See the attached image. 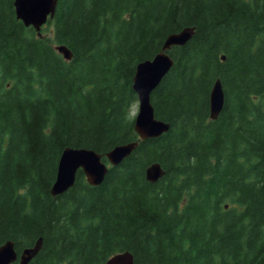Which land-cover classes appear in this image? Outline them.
Instances as JSON below:
<instances>
[{"label":"trees","instance_id":"16d2710c","mask_svg":"<svg viewBox=\"0 0 264 264\" xmlns=\"http://www.w3.org/2000/svg\"><path fill=\"white\" fill-rule=\"evenodd\" d=\"M13 1L0 0V245L19 253L41 236L29 264L124 251L134 264H264V0H58L40 34ZM185 27L192 37L168 50L173 66L151 93L169 129L141 140L136 65ZM217 78L225 101L211 120ZM134 140L100 185L78 170L50 194L65 147ZM153 162L164 170L154 183Z\"/></svg>","mask_w":264,"mask_h":264},{"label":"water","instance_id":"95a60500","mask_svg":"<svg viewBox=\"0 0 264 264\" xmlns=\"http://www.w3.org/2000/svg\"><path fill=\"white\" fill-rule=\"evenodd\" d=\"M58 0H14L15 16L26 27L31 26L38 34L41 27L49 19H53ZM193 27H185L177 32L168 34L160 51L151 59H146L136 65L132 79V89L137 95V111L134 116V130L139 139L158 137L169 129V123L155 117L151 103V93L159 86L163 78L173 66L174 60L168 53L172 46L185 44L193 35ZM65 60L72 58L71 50L63 44L55 46ZM225 59V55H221ZM225 94L222 83L217 78L209 94V119L218 118L223 109ZM138 140L118 144L105 153L84 147H65L58 159L55 179L50 187V194L57 196L70 189L76 180L78 170H81L87 183L92 186L100 185L109 166L122 162L137 147ZM103 157L106 161L102 160ZM164 175V170L157 162L149 164L145 169V178L156 182ZM42 247V237L30 246L16 251L14 240H6L0 245V264H29ZM105 264H134L133 255L119 252L112 255Z\"/></svg>","mask_w":264,"mask_h":264},{"label":"rangeland","instance_id":"374dc122","mask_svg":"<svg viewBox=\"0 0 264 264\" xmlns=\"http://www.w3.org/2000/svg\"><path fill=\"white\" fill-rule=\"evenodd\" d=\"M136 111H137V103H136V105L134 107V110H133L132 114L135 115Z\"/></svg>","mask_w":264,"mask_h":264}]
</instances>
